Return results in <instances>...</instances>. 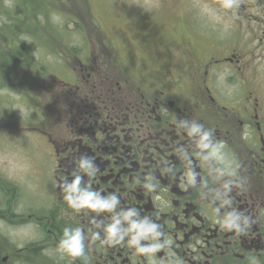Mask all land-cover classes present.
<instances>
[{"label": "flooded vegetation", "instance_id": "1", "mask_svg": "<svg viewBox=\"0 0 264 264\" xmlns=\"http://www.w3.org/2000/svg\"><path fill=\"white\" fill-rule=\"evenodd\" d=\"M247 5L252 13L238 11L241 18L219 12L227 23L197 43L163 37L146 21L138 35L106 17L83 25L63 77L48 72L34 99L37 120L0 123V131L30 133L39 158L24 179L0 173L8 230L0 264H264V0ZM192 121L224 144L223 160L187 136ZM74 175L100 199L114 197L112 210L70 207L62 184ZM232 216L243 233L216 222ZM115 220L123 244L90 239L96 231L103 239ZM133 223L154 226L138 246L130 243L139 235ZM66 226L85 230L84 256L59 251ZM17 230L18 238L9 235Z\"/></svg>", "mask_w": 264, "mask_h": 264}, {"label": "rangeland", "instance_id": "2", "mask_svg": "<svg viewBox=\"0 0 264 264\" xmlns=\"http://www.w3.org/2000/svg\"><path fill=\"white\" fill-rule=\"evenodd\" d=\"M248 2L238 0L234 8L239 10L228 9V13L238 18V11L249 15ZM222 4L223 0H0V123L37 120L34 99L41 86L50 83L48 72L63 77L69 47L84 42V24L106 17L119 27L138 28V35L146 21V28L159 30L163 37L184 35L197 43L201 34L219 26L216 23H227L219 13H225ZM133 22L137 26H131ZM128 38L133 39L134 32ZM33 140L30 133L1 130L0 173L27 177L29 162L39 161L30 149ZM40 169L35 172L39 178ZM7 232L0 222V245ZM9 235L18 238L19 230Z\"/></svg>", "mask_w": 264, "mask_h": 264}, {"label": "clouds", "instance_id": "3", "mask_svg": "<svg viewBox=\"0 0 264 264\" xmlns=\"http://www.w3.org/2000/svg\"><path fill=\"white\" fill-rule=\"evenodd\" d=\"M222 7L225 9H232L238 7V0H223ZM186 123V122H182ZM187 136L194 137L199 136L200 146L204 149L211 148V155L218 161H221L226 156L225 146L219 141H212V134L203 128V125L192 121L190 127L186 131ZM82 167L91 168L92 165L88 159H83L81 161ZM95 169H93V174ZM81 176L74 175L70 183L63 182L62 190L64 193V199L77 213H80L81 210H87V213H99L101 211H111L113 206L116 204L114 197L100 199L97 192L87 190L81 187ZM189 180H192V176L189 175ZM90 188V186H89ZM86 213V214H87ZM133 213L129 212L127 215L131 216ZM239 216H232L227 221H219L221 227L227 229L228 231L235 230L236 233H243L245 230L242 229L237 222ZM92 223H96V220L93 219ZM120 223L119 220H115L112 223L103 226L104 237L101 238V233L99 231L92 232L90 239L93 241L100 240L101 243H107L109 246H115L118 244H123V234L120 233V229L117 225ZM99 226V225H98ZM153 227L145 229L143 225H138L133 223L131 229H138L139 235L133 236L131 240V245L139 244V237L143 235L145 231L152 232ZM159 235V233H157ZM89 237L86 235V232L81 227H71L66 226L62 230V237L59 240L58 249L60 252L70 255L72 257H81L85 255L86 240ZM170 243L171 241L168 240ZM161 245L156 244L150 248L138 247V251L141 253L144 252H154L159 249Z\"/></svg>", "mask_w": 264, "mask_h": 264}, {"label": "trees", "instance_id": "4", "mask_svg": "<svg viewBox=\"0 0 264 264\" xmlns=\"http://www.w3.org/2000/svg\"><path fill=\"white\" fill-rule=\"evenodd\" d=\"M16 9H20L19 6Z\"/></svg>", "mask_w": 264, "mask_h": 264}]
</instances>
